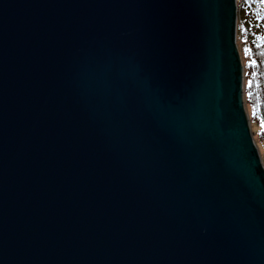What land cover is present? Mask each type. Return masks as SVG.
Listing matches in <instances>:
<instances>
[{"label":"water","instance_id":"obj_1","mask_svg":"<svg viewBox=\"0 0 264 264\" xmlns=\"http://www.w3.org/2000/svg\"><path fill=\"white\" fill-rule=\"evenodd\" d=\"M236 0H0V264H264Z\"/></svg>","mask_w":264,"mask_h":264},{"label":"trees","instance_id":"obj_2","mask_svg":"<svg viewBox=\"0 0 264 264\" xmlns=\"http://www.w3.org/2000/svg\"><path fill=\"white\" fill-rule=\"evenodd\" d=\"M260 1L264 9V0ZM236 2L238 6V0ZM242 31L243 34L236 38V45L243 65V103L264 168V31L256 38H250L246 31Z\"/></svg>","mask_w":264,"mask_h":264},{"label":"rangeland","instance_id":"obj_3","mask_svg":"<svg viewBox=\"0 0 264 264\" xmlns=\"http://www.w3.org/2000/svg\"><path fill=\"white\" fill-rule=\"evenodd\" d=\"M237 7L236 38L243 34L242 30L246 31L250 38H256L261 35L264 31V9L261 1L247 2L238 0ZM253 128L255 129L256 127L253 126Z\"/></svg>","mask_w":264,"mask_h":264},{"label":"snow or ice","instance_id":"obj_4","mask_svg":"<svg viewBox=\"0 0 264 264\" xmlns=\"http://www.w3.org/2000/svg\"><path fill=\"white\" fill-rule=\"evenodd\" d=\"M262 126H264V122H262Z\"/></svg>","mask_w":264,"mask_h":264},{"label":"bare ground","instance_id":"obj_5","mask_svg":"<svg viewBox=\"0 0 264 264\" xmlns=\"http://www.w3.org/2000/svg\"><path fill=\"white\" fill-rule=\"evenodd\" d=\"M254 139V138H253ZM255 142V141H254Z\"/></svg>","mask_w":264,"mask_h":264}]
</instances>
